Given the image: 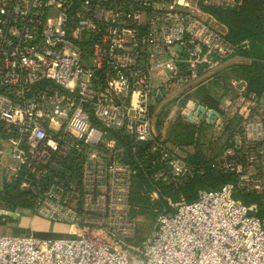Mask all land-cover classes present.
<instances>
[{
	"label": "built area",
	"instance_id": "2783aa9c",
	"mask_svg": "<svg viewBox=\"0 0 264 264\" xmlns=\"http://www.w3.org/2000/svg\"><path fill=\"white\" fill-rule=\"evenodd\" d=\"M240 3L0 0V135L16 162L8 178L22 174L34 216L67 228L56 238L0 232V264H264V215L239 196L264 193V90L234 86L244 113L212 164L235 178L192 201L182 188L194 166L154 129L169 97H188L237 53L203 5ZM188 101L190 119L203 104ZM141 157L156 167L146 171L152 201L163 185L178 191L163 196L143 241L145 214L131 200Z\"/></svg>",
	"mask_w": 264,
	"mask_h": 264
},
{
	"label": "trees",
	"instance_id": "16d2710c",
	"mask_svg": "<svg viewBox=\"0 0 264 264\" xmlns=\"http://www.w3.org/2000/svg\"><path fill=\"white\" fill-rule=\"evenodd\" d=\"M241 3L234 7L228 8L221 5H203V8L215 16L226 29L228 39L237 45V53L232 58H237L238 61L227 62L221 69L213 74L220 73L223 70L229 69L236 74L239 79H244L247 82V87L250 92H262L264 90V0H240ZM190 98L186 97V99ZM221 99L214 97L208 90H202V96L199 98V103L218 109L221 114L223 110L220 108ZM186 101V100H185ZM161 116V117H160ZM162 115H158L156 123L162 125ZM183 120L190 121L183 116ZM205 119H202V121ZM193 121V120H191ZM201 121V119L199 120ZM206 121V120H205ZM185 123V122H182ZM210 123V122H209ZM234 129V127H233ZM187 143L194 147V152L187 157L190 163L194 166V175L182 188L187 200L192 201L197 197V192L200 187L207 189L219 188L223 183L234 180L235 175L232 173H223L213 166V160L216 157L207 156L200 148L199 136L194 132L187 134ZM148 145V144H147ZM218 155V154H217ZM141 156V154H140ZM136 163V160L132 159ZM144 167L136 165L137 172L134 178L133 189L131 191V200L133 203V212L137 208L143 213L149 211V207L153 211H160L165 208V195L177 197L178 191L162 187V195L160 199L152 201L150 192L153 189V184L150 182L147 173L153 172L156 167L144 161ZM203 169V171H201ZM147 171V173H146ZM6 175L8 171H3ZM5 175V176H6ZM22 174L16 177L8 178L6 176L2 186L0 185V209H8L15 211L16 209H28L33 212L34 201L29 190L20 187ZM239 196L245 203H255L257 206V214L264 215V193H249L241 192ZM142 209V210H141ZM4 212V211H3ZM5 213V212H4ZM3 214H0V221L3 220Z\"/></svg>",
	"mask_w": 264,
	"mask_h": 264
},
{
	"label": "rangeland",
	"instance_id": "374dc122",
	"mask_svg": "<svg viewBox=\"0 0 264 264\" xmlns=\"http://www.w3.org/2000/svg\"><path fill=\"white\" fill-rule=\"evenodd\" d=\"M231 62L238 61V59L232 58ZM230 61H228L230 63ZM239 77L232 73L229 69L223 70L212 79L204 80L203 84L198 87H192L191 94L188 95L192 102H200L199 98L202 96V90H208L214 97L221 99L228 95L231 92L232 87L239 88L241 85L238 83ZM233 93L232 95H234ZM243 97V96H242ZM242 97H235L228 108L223 110V114L214 122H207L201 120L199 122L183 120V116L190 112L188 106V99L181 98L175 95L169 97L164 104H162V109L155 113V120L158 119V115H162L161 120H163L162 129H164L168 135L169 143L174 146L178 145L180 147L179 152L188 157L190 153L194 152V147L186 144L187 143V134L189 132H194L196 136H199V145L200 148L205 152L207 156H215L220 150L227 144L230 139L231 131L233 127L241 120V116L244 113V100ZM186 100V101H185ZM220 100V101H221ZM188 101V102H187ZM161 117V116H160ZM187 119V118H186ZM156 122V121H155ZM185 122V123H182ZM155 131H159L161 128L158 123L154 126ZM0 142L3 147H5L6 152L3 156L2 163L0 165V185L2 186L5 181L6 176L9 177V174L13 172L12 166L16 165L15 160L11 157L10 152H8L9 144L2 138L0 135ZM6 163H9L11 168L8 169L7 175L3 172L4 166ZM6 175V176H5ZM147 209L149 211L144 212L143 221L140 225V241L146 240L148 238L149 229L154 224L156 211H153L149 204L146 203ZM142 210V209H141ZM6 213L7 222L3 223L0 221V232L7 233H27L29 230L24 227L22 223L24 218L29 216H34L33 212L28 209H16L11 211L8 209H0V214L2 212ZM39 236L45 238H56L67 235L66 226L60 228H47L45 230H38L36 232ZM136 240V244L139 242Z\"/></svg>",
	"mask_w": 264,
	"mask_h": 264
},
{
	"label": "crops",
	"instance_id": "0c3cea01",
	"mask_svg": "<svg viewBox=\"0 0 264 264\" xmlns=\"http://www.w3.org/2000/svg\"><path fill=\"white\" fill-rule=\"evenodd\" d=\"M239 80H244V79H239ZM244 81H246V80H244ZM241 86H243V85H241ZM233 90H234V87H232V89H230L231 92H233ZM233 93H235V90ZM232 94L229 92L228 95L223 98V101L221 100L220 104H222V103L230 104L232 102V98H235V94L234 95H232ZM1 147H3V145L0 142V148ZM3 148L5 149V147H3ZM2 160L0 161V165L2 163ZM14 166L15 165L12 166V169ZM9 168H11L10 164L6 163L3 171H8ZM22 223L24 224V227H26L29 231H35V232H37L40 229L45 230L47 228H60L63 226V225L58 224V223L49 222V221H47V220H45L39 216H36V215L35 216H29L28 215L27 217L24 218V221Z\"/></svg>",
	"mask_w": 264,
	"mask_h": 264
},
{
	"label": "water",
	"instance_id": "95a60500",
	"mask_svg": "<svg viewBox=\"0 0 264 264\" xmlns=\"http://www.w3.org/2000/svg\"><path fill=\"white\" fill-rule=\"evenodd\" d=\"M221 116V112L216 108H208L206 105H201L200 109L193 115H190L191 120L205 119L207 122H214L215 119Z\"/></svg>",
	"mask_w": 264,
	"mask_h": 264
}]
</instances>
